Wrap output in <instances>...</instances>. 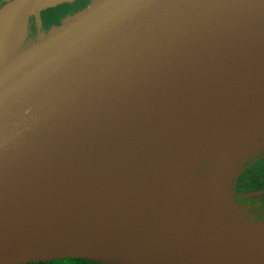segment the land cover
Here are the masks:
<instances>
[{"label":"water","instance_id":"water-1","mask_svg":"<svg viewBox=\"0 0 264 264\" xmlns=\"http://www.w3.org/2000/svg\"><path fill=\"white\" fill-rule=\"evenodd\" d=\"M31 1L16 0L15 7L25 10ZM179 2L221 7L161 37L130 0H98L0 69L6 143L0 151V264L66 256L112 264H264L263 252L223 246L92 240L64 217L73 212L72 195L81 193L84 175L100 172L106 156H118L123 166L154 163L141 158L154 139L194 127L202 138L233 127L209 112L202 121L190 111L264 86V0ZM178 114H185L184 125L173 123ZM207 121L221 127L207 131ZM153 126L158 130L151 135ZM134 182L143 187L136 193L143 201L163 208L164 200L175 209L162 186L148 196L146 187L154 184L129 179L126 188L134 189ZM235 208L243 223L264 225ZM54 226L82 241L63 242Z\"/></svg>","mask_w":264,"mask_h":264},{"label":"bare ground","instance_id":"bare-ground-1","mask_svg":"<svg viewBox=\"0 0 264 264\" xmlns=\"http://www.w3.org/2000/svg\"><path fill=\"white\" fill-rule=\"evenodd\" d=\"M220 102L224 101L204 104L202 110H192L188 115L203 121L204 114L209 112L215 118L219 117L220 124H231V128L249 123H257L264 128V86L249 94H236L226 101L230 102L228 104ZM184 115H176L173 123H186ZM220 127L213 121L206 123L207 131ZM157 130L153 126L148 133L152 135ZM190 152L191 149L184 145L183 150H175L160 161L157 158L150 165L145 161L137 167L123 166L117 162L118 156H106L100 172L84 175L80 184L81 193L72 195L73 212L65 211L64 217L92 240L123 238L147 245L158 241L196 243L206 247L223 246L232 250L264 253V225L254 227L243 223L235 205L219 191L221 184L215 180L223 175L220 166L198 171L197 163L188 162L184 156ZM122 167L126 169L122 170ZM129 179L159 184L165 194L163 198L174 204L175 209L167 208L168 204L164 200L163 208L155 201H143L136 195L143 187L134 182V189H127ZM147 188L151 191L150 187ZM128 202L138 206V211L131 209ZM140 205L144 207L140 208ZM54 232L63 242L82 241L64 228L54 226Z\"/></svg>","mask_w":264,"mask_h":264},{"label":"rangeland","instance_id":"rangeland-1","mask_svg":"<svg viewBox=\"0 0 264 264\" xmlns=\"http://www.w3.org/2000/svg\"><path fill=\"white\" fill-rule=\"evenodd\" d=\"M15 1L0 0V69L16 55L55 32L98 0H32L25 10H18L15 7ZM197 128V130L200 129V127ZM195 129L196 127L189 131L180 129L179 134L176 133L164 140L154 139L148 142V145L146 144L148 147L152 145L149 148L150 152L145 151L141 158L150 161H156L158 158L160 161V159L170 156L169 154L175 150H183L186 145L188 149H191V152L184 156L188 162L197 163L198 171L220 166L223 175L218 176L215 180L221 184L219 191L223 192V197L226 200L238 207L245 220H249L244 209L239 206L234 193L238 190L240 195L264 202V177L256 176L255 181L248 182L247 173L242 172L241 168L249 151L263 142L264 131L259 132L254 123L247 127L242 126L234 129L225 126L218 131L203 134L204 136L201 138L198 137L196 133L198 131ZM202 154L207 155L201 156ZM154 185L153 187L148 186L152 193L146 187L148 196L149 193L152 195L160 193V185L158 187L156 184Z\"/></svg>","mask_w":264,"mask_h":264},{"label":"clouds","instance_id":"clouds-1","mask_svg":"<svg viewBox=\"0 0 264 264\" xmlns=\"http://www.w3.org/2000/svg\"><path fill=\"white\" fill-rule=\"evenodd\" d=\"M130 7L138 10V15L153 21L157 35L163 37L174 26L185 19L207 15L221 6L183 3L179 0H130ZM6 143L0 133V151L5 150Z\"/></svg>","mask_w":264,"mask_h":264},{"label":"flooded vegetation","instance_id":"flooded-vegetation-1","mask_svg":"<svg viewBox=\"0 0 264 264\" xmlns=\"http://www.w3.org/2000/svg\"><path fill=\"white\" fill-rule=\"evenodd\" d=\"M258 161H257V160ZM256 160V161H255ZM255 161V162H254ZM242 172L247 173L248 182L255 181L256 176L260 177L262 175L264 177V142H262V145L256 149V151H252L248 156L247 159L241 164ZM242 174V173H241ZM240 174V175H241ZM236 200L238 201L239 206L244 209L245 213L248 215V217H252L255 212L251 210L249 206H247L248 199L258 201L262 204H264L263 201L257 200L255 198H251L245 195H240L238 190L234 193Z\"/></svg>","mask_w":264,"mask_h":264},{"label":"trees","instance_id":"trees-1","mask_svg":"<svg viewBox=\"0 0 264 264\" xmlns=\"http://www.w3.org/2000/svg\"><path fill=\"white\" fill-rule=\"evenodd\" d=\"M247 206L251 208L255 214L252 215V217H249L252 220L255 221H264V204L248 199ZM16 264H112L107 263L99 260H94L90 258L85 257H57L47 260H36V261H28V262H22V263H16Z\"/></svg>","mask_w":264,"mask_h":264},{"label":"crops","instance_id":"crops-1","mask_svg":"<svg viewBox=\"0 0 264 264\" xmlns=\"http://www.w3.org/2000/svg\"><path fill=\"white\" fill-rule=\"evenodd\" d=\"M262 141L264 142V138H263ZM261 145H262V142H261L260 144H258L256 147H254V149H253L252 151H253V152L256 151V149H258V147L261 146ZM256 160H257V159H256ZM256 160H255V161H256ZM255 161H254V162H255ZM257 161H258V160H257ZM257 176H258V175H257Z\"/></svg>","mask_w":264,"mask_h":264}]
</instances>
